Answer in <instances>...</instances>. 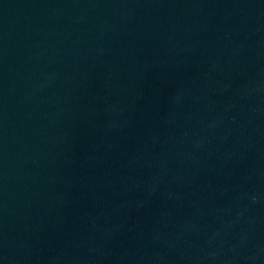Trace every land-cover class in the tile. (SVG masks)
Here are the masks:
<instances>
[{"label":"water","instance_id":"1","mask_svg":"<svg viewBox=\"0 0 264 264\" xmlns=\"http://www.w3.org/2000/svg\"><path fill=\"white\" fill-rule=\"evenodd\" d=\"M0 264H264V0H0Z\"/></svg>","mask_w":264,"mask_h":264}]
</instances>
